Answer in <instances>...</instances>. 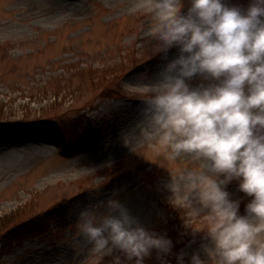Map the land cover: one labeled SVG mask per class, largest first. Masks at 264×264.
Instances as JSON below:
<instances>
[{"label":"rangeland","instance_id":"1","mask_svg":"<svg viewBox=\"0 0 264 264\" xmlns=\"http://www.w3.org/2000/svg\"><path fill=\"white\" fill-rule=\"evenodd\" d=\"M155 24L153 0H0V113L32 125L0 142V220L18 212L19 224L0 237V264H114L122 253L95 251L77 224L84 209L104 214L111 196L183 241L172 264L181 253L187 264L196 254L219 264L209 209L180 179L190 162L151 147L149 85L164 64ZM228 190L245 213L251 197L237 181ZM168 203L188 220L171 228ZM38 219L48 221L34 231ZM191 221L200 235L183 229ZM25 230L33 234L3 246ZM146 264L162 258L154 251Z\"/></svg>","mask_w":264,"mask_h":264},{"label":"clouds","instance_id":"2","mask_svg":"<svg viewBox=\"0 0 264 264\" xmlns=\"http://www.w3.org/2000/svg\"><path fill=\"white\" fill-rule=\"evenodd\" d=\"M153 10L164 64L149 85L151 147L190 162L180 179L209 209L219 264H264V0H153ZM233 181L251 197L243 214ZM104 203V214L84 209L77 221L95 251L122 253L114 264H146L155 251L172 264L170 236L115 196ZM176 264H187L183 253Z\"/></svg>","mask_w":264,"mask_h":264},{"label":"trees","instance_id":"3","mask_svg":"<svg viewBox=\"0 0 264 264\" xmlns=\"http://www.w3.org/2000/svg\"><path fill=\"white\" fill-rule=\"evenodd\" d=\"M11 120H12L11 116H8L5 113H0V142L5 141L7 138H16V136L19 133L26 131V130H30V127L32 126L31 123H26V120L15 121V122L11 121ZM17 213L13 212L10 215H7L0 220V231L4 230L0 237H2V235L5 234L6 231H9V230H7V227L9 225L11 226L13 224L12 225L13 228H16V225L19 226V224H17V219H18ZM165 213H166V219H168V222H169L168 225L170 224L171 228L173 227L172 224L175 223L176 220L179 222H180V220H182V222L188 220L187 215H186V211L182 210L181 207H179L173 203L166 204ZM42 218H44V216H42ZM34 219H37V218H34ZM38 220H36V222H35V220H33L35 227H36V229L34 231H38V229L39 230L43 229L46 225V222L48 221V219H41L39 221ZM166 226H167V224H166ZM182 227H183V229H187L188 227L193 228L192 230H195V231H196V229L201 230V224L200 223L195 224V223H193V221H191L189 223L187 222L186 227H184V226H182ZM165 228L167 229V231L169 230L167 227H165ZM197 233H198L197 235H200L199 232H197ZM29 234L31 235V234H33V232H31L30 230L29 231L25 230L24 233H22V234H19V232H18L17 234L10 237L9 240H7V242H5L3 246L7 247V246H10L12 243H19L21 240L27 238L29 236ZM172 235H174V233ZM190 237H189V240L191 239ZM3 241H4V239L0 238V242L3 243ZM174 242H175V248L173 251H176L177 247L180 246L183 241H178L175 238Z\"/></svg>","mask_w":264,"mask_h":264}]
</instances>
